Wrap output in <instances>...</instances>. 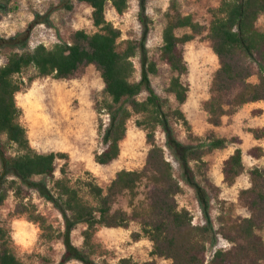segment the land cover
Instances as JSON below:
<instances>
[{"label":"trees","instance_id":"trees-1","mask_svg":"<svg viewBox=\"0 0 264 264\" xmlns=\"http://www.w3.org/2000/svg\"><path fill=\"white\" fill-rule=\"evenodd\" d=\"M78 1L92 8L95 32L78 30L71 42H60L53 47L41 43L31 49L29 41L34 25L48 19L37 15L25 32L9 39L0 38V45L23 50L10 53L7 62L0 67V209L13 191L20 201L21 213L28 214V218L40 226L41 237L46 242L62 239L65 252L59 264L72 260L99 264L94 259L100 249L94 241L99 228H127L132 219L139 221L141 227V234L135 237L148 238L153 244L151 255L169 259L172 264H264V240L257 233L264 227V168L260 167L251 170V186L240 193L251 216L236 223V238L232 240L235 246L217 248L213 256L207 258L208 244L216 247L218 242L211 215V198L203 184L208 180L205 157L239 141L238 138L219 137L214 131L205 138L195 136L181 108L190 93L189 85L183 80L189 66L181 46L207 28L192 15H184L178 10L168 14L161 57L174 74L167 91L178 104L168 111L169 101L155 91L151 80V75L158 73V65L150 58L147 48L146 0H141L142 38L124 42L122 31L107 19L106 10L111 4L116 13L123 15L130 0ZM67 7L72 9L71 5ZM211 13L208 37L220 66L213 77L205 110L208 123L220 127L224 117L236 114L243 106L264 103V32L257 26L259 18L264 15V0H221ZM180 29L190 32L179 36L177 31ZM135 58H139L140 63L139 80L134 79L137 71ZM89 65L96 66L101 72L104 94L97 111L108 116L106 126H100L104 149L96 154L95 161L108 165L119 158L121 142L133 117H137L136 125L145 131L150 145L141 169L117 172L106 188L91 176L73 180L68 170V154L37 152L20 122L21 109L16 99L27 83L22 76L31 70L35 74L29 76V83L39 77L69 79ZM253 76H257V82L250 81ZM145 92L146 98L139 99ZM173 120L185 127L191 143L185 144L178 139ZM159 129L165 136L164 147L157 141ZM258 133V139L264 138V129ZM8 145L16 149L15 154L9 153ZM165 148L179 163L181 180L176 177ZM252 153L259 158L263 149L254 148ZM59 160L65 162L60 169L61 176L56 178ZM244 169L243 151L237 148L224 161L225 180L233 184ZM47 180L52 182V187ZM182 181L196 192L203 214L204 223L201 225L194 224L191 211L180 207L177 201V196L184 192ZM143 185L149 191L146 200L140 199ZM27 190H36L54 205L64 219L63 231L57 230L35 205L24 202ZM125 195L132 214L115 208L119 198ZM80 225L86 226L82 233V247L72 239L73 232ZM0 264H28L16 253L10 230L1 225ZM115 264L135 263L126 257Z\"/></svg>","mask_w":264,"mask_h":264},{"label":"rangeland","instance_id":"rangeland-1","mask_svg":"<svg viewBox=\"0 0 264 264\" xmlns=\"http://www.w3.org/2000/svg\"><path fill=\"white\" fill-rule=\"evenodd\" d=\"M221 0H146V18L149 27L147 48L149 56L158 65V73L151 75L155 91L168 100V111L178 104L167 89L174 75L168 64L162 59L163 31L168 22V14L177 10L184 15H192L194 19L207 29L194 40L181 46L189 71L183 80L189 85L190 93L187 102L181 107L189 119L195 136L205 138L211 131L219 137L238 138L225 149H219L205 157L208 162L207 181H203L211 198V215L215 226L217 246L208 244V260L217 248H233L232 240L236 238V223L250 217L251 211L240 193L251 186V170L254 167L264 168V153L259 159H252L254 146L264 145V138L257 139V133L264 128V115L257 113V106L264 103L248 104L239 111L225 118L226 123L215 128L208 123L205 104L211 96L213 77L220 63L208 37V28L212 20L211 10L217 8ZM71 5L72 9H68ZM141 0H130L129 8L123 14L116 13L111 4L106 10L107 19L122 31V41L140 40L143 35V24L140 18ZM92 8L78 0H0V38L9 39L25 32L34 22L37 15L47 17V21L34 25L29 47L38 44L53 47L60 42H71L78 30L89 33L96 31L92 22ZM258 28L264 32V15L258 22ZM190 32L188 29L177 31L179 36ZM23 51L18 47L0 45V67L8 59L10 53ZM137 68L135 80L140 79L139 58H135ZM33 70L22 77L27 82L16 96L21 109L20 122L26 128L31 146L39 153L62 152L69 155L68 170L73 180L93 177L104 188L115 178L117 172L127 169H141L147 160L150 145L146 133L136 125L137 117L128 122L125 139L121 142V154L118 159L108 165H100L95 161L96 154L104 149L100 126H106L108 116L99 114L97 105L104 94V81L101 72L94 65L84 66L69 79L39 77L28 82ZM250 81L257 82V76ZM147 93L139 99L143 100ZM177 137L185 144L191 143L187 131L181 123L173 120ZM259 134V133H258ZM6 141V136H3ZM157 141L165 146V136L159 129ZM243 145L248 151L244 155L245 169L233 184L225 180L223 165L225 159L236 146ZM9 153L16 149L8 145ZM166 155L173 163L175 175L181 180V168L176 159L165 148ZM63 160L57 162L55 177L61 176ZM38 180L41 177L37 178ZM50 187L52 182L47 180ZM184 192L177 196L180 207H185L194 216V224L204 223L203 214L195 190L182 181ZM140 199L146 200L148 188H140ZM25 203L36 206L37 211L46 216L57 230H64V219L54 205L43 198L36 190L25 191ZM115 208H122L129 214L132 209L128 196L119 198ZM0 225L11 232L14 249L18 256L28 264H59L65 252L62 239L51 243L42 237L40 226L21 213L20 201L11 191L0 209ZM85 225H80L72 234L73 242L83 245ZM139 221L132 219L127 228H99L95 235V243L100 246L94 259L99 264H115L120 259L130 257L135 264H172L166 258L152 256V242L141 236ZM257 233L264 240V227ZM67 264H82L72 260ZM208 264V263H207Z\"/></svg>","mask_w":264,"mask_h":264},{"label":"crops","instance_id":"crops-1","mask_svg":"<svg viewBox=\"0 0 264 264\" xmlns=\"http://www.w3.org/2000/svg\"><path fill=\"white\" fill-rule=\"evenodd\" d=\"M257 103H260V102H257ZM257 103H250V104H257ZM262 103H263V102H262ZM247 105H248V104H247ZM259 109H263V110H264V106H261V105H260V106H257V110H259ZM257 113H258V114H262V115H264V111H263V112H258V111H257ZM226 117H228V116H226ZM226 117L223 118V124H222V125H224V124L226 123V120H225ZM220 127H221V126H220ZM215 128H218V127H215ZM263 129H264V128H263ZM222 138H224V137H222ZM227 139H228V138H227ZM257 139H258V138H257ZM261 139H262V138H261ZM257 145H258V146H254V147H252L250 150H252V149H254V148H262V149H263V153H264V145H263V144H257ZM237 148H241V149H242V151H243V159H244V155H245V153L248 152V151L244 148L243 145H241V146H236L235 149H234V151H235ZM234 151H233L231 154H233ZM231 154H230V155H231ZM230 155H229V156H230ZM229 156H228V157H229ZM228 157H227V158H228ZM261 157H262V156H261ZM227 158H226V159H227ZM251 158L254 159V160H256V159H259L260 157L257 158V157H254L253 154H251ZM226 159H225V160H226ZM244 164H245V161H244ZM245 166H246V164H245Z\"/></svg>","mask_w":264,"mask_h":264}]
</instances>
